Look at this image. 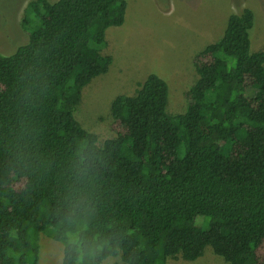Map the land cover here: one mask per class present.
I'll return each mask as SVG.
<instances>
[{"label":"trees","instance_id":"16d2710c","mask_svg":"<svg viewBox=\"0 0 264 264\" xmlns=\"http://www.w3.org/2000/svg\"><path fill=\"white\" fill-rule=\"evenodd\" d=\"M126 15L125 0H31L28 41L0 53V264H39L43 233L63 244L62 264L193 262L207 247L229 264H264L254 12L231 14L223 38L196 54L184 114L167 112L169 86L151 74L112 102L116 136L100 146L75 112L110 71L106 33Z\"/></svg>","mask_w":264,"mask_h":264},{"label":"rangeland","instance_id":"374dc122","mask_svg":"<svg viewBox=\"0 0 264 264\" xmlns=\"http://www.w3.org/2000/svg\"><path fill=\"white\" fill-rule=\"evenodd\" d=\"M31 0H0V53L11 55L28 41L21 22ZM54 3L58 0H49ZM124 26L106 33L104 55L113 57L110 71L96 78L82 93L75 112L81 126L99 137V145L116 135L111 105L118 96H134L151 74L169 86L167 112L184 114L186 93L197 80L193 61L206 46L223 38L231 14L245 8L256 18L251 51L264 52V0H125ZM15 49V50H14ZM197 223L203 224L198 218ZM208 225H204L206 230ZM39 264H62L64 246L41 234ZM102 264H123L110 258ZM168 264H229L207 247L202 258L190 262L181 256Z\"/></svg>","mask_w":264,"mask_h":264},{"label":"crops","instance_id":"0c3cea01","mask_svg":"<svg viewBox=\"0 0 264 264\" xmlns=\"http://www.w3.org/2000/svg\"><path fill=\"white\" fill-rule=\"evenodd\" d=\"M120 28V27H119ZM62 262H63V259H62Z\"/></svg>","mask_w":264,"mask_h":264}]
</instances>
